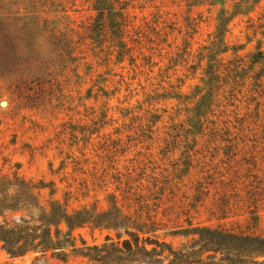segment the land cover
I'll return each instance as SVG.
<instances>
[{"label":"rangeland","instance_id":"rangeland-1","mask_svg":"<svg viewBox=\"0 0 264 264\" xmlns=\"http://www.w3.org/2000/svg\"><path fill=\"white\" fill-rule=\"evenodd\" d=\"M45 1L4 0L0 18H8L15 26L14 35L16 19H20L21 23L40 27L48 20L47 29L76 37L83 35L96 16L90 0H65L53 7ZM240 2L246 0H128L127 13L135 27L153 40L161 35L156 44L145 43V54L152 57V65L144 66L138 60L135 66L128 59L120 64L113 58L108 69L104 63L98 64L96 46L88 41L89 51L83 47L88 51L86 61H66L60 66L50 52L51 77L46 79L51 83L33 96V102L18 98L7 79L0 76V179L36 185L40 188L36 191L38 202L47 208L57 201L69 211L87 208L102 212L111 207V196L126 214L131 207L129 213L133 215L135 210L140 211L137 201H122V193L130 184L131 192L137 194L134 198L148 199L154 179L176 178L174 172L180 173L182 161L191 155L195 158L187 174H180L158 195V201H149L150 215L158 214L154 234L144 236L130 230L127 235L122 228L92 225L72 231L63 223L66 263L52 258L54 252L45 257L29 254L16 258L0 248V264H115L109 260L90 262L80 253H88L85 248L138 238L149 250L155 248V241L179 250L198 240L197 233L203 228L247 226L251 217L247 207L232 211L226 220H218L215 208L223 191L232 196V204L241 202L238 206H243L247 200L245 185L255 178L264 180V88L252 91L255 81L249 78L233 97L227 84L233 76L225 78L221 89L222 83L206 87L209 59L204 50L215 41L221 13L226 11V17H232L235 4ZM253 2L243 5L245 14L233 18L228 26L226 43L230 51L219 57L225 59L222 71L234 68L236 56L249 65L252 56L264 52V38L255 36L251 27L264 24V0ZM192 24H196L193 30ZM234 47L241 48L236 56L231 51ZM89 65L92 73L87 70ZM254 71L264 76V60ZM101 88L107 96L99 91ZM179 93L181 99L175 98ZM201 103L205 105L195 116ZM102 114L107 118L100 122ZM82 128L94 134L88 133L82 140ZM218 131L226 134L216 136ZM251 157L257 158L255 164L250 162ZM200 181L204 183V195L194 202ZM258 210L259 230L264 232V206ZM4 221H16V214L0 217V223ZM55 230L53 227V234ZM216 257L211 264L227 258L221 254ZM228 258L231 261L222 264H239L236 255L229 254Z\"/></svg>","mask_w":264,"mask_h":264},{"label":"trees","instance_id":"trees-1","mask_svg":"<svg viewBox=\"0 0 264 264\" xmlns=\"http://www.w3.org/2000/svg\"><path fill=\"white\" fill-rule=\"evenodd\" d=\"M3 1L0 0V9L4 7ZM42 1L39 0V3ZM64 1L46 0L45 3H50L53 7L56 2ZM33 2L36 4L38 0H32ZM90 2L96 16L90 19L83 35L77 34L76 37L54 29H47L48 20H45L44 25L40 27L21 23L20 19H16V35H14L12 28H15V26L9 24L8 18H0V76L7 79L9 89H12L18 98L33 102V96H36L38 92H43L46 83H51L46 79V77H51V74H48L51 67V65H48L50 52L56 55V60L60 63V66L66 61L72 63L79 60L86 61L88 59L86 52L89 51V47L85 42L88 41L91 42L90 45L96 46L97 52H94V54L98 64L100 61L108 69L113 58L120 64L128 59L131 65H135L138 60H142L144 66L152 65V57L145 54V48L147 47L145 43L156 44L161 35L158 34L157 39L153 40L135 27L127 13L128 0H90ZM249 2L250 0H246V2L235 4V12L230 18L226 17V11L221 13L214 36L215 41L210 47L204 48L208 51L206 57L209 59L205 72L206 78H208L206 87L213 88L215 83L218 85L222 83L219 85L221 89L225 87V78L230 79L233 76L230 83H227L231 85L229 92L233 93L231 94L233 97L238 87L243 88L247 85L249 78L255 81L252 84L254 87L252 91L257 92L258 89L264 88V81H261L264 76L254 71L255 67L264 60V52L262 51L252 56V61L247 65L243 58L236 56L241 48L234 47L231 51L236 56V59L233 60L236 65L233 69L226 67L223 71L221 70L225 59L219 57L230 51L226 43L228 26L233 18L245 14V12H242V7L248 5ZM259 2L260 0H254L253 4ZM195 26L196 24H192L190 27L193 30ZM251 27L255 36L261 35L264 38V24H253ZM164 36L168 35L165 34ZM83 47H88V51H84ZM189 47L190 45L186 48L189 49ZM136 54L138 55L136 56ZM204 59L205 57L201 61H204ZM92 69L90 65L87 66L89 73H92ZM249 73L254 75L249 76ZM101 77L102 75H98V78ZM97 82L100 83V79ZM99 91L107 96L103 88ZM211 96L210 94L209 97ZM175 98L181 99L180 93ZM202 100L205 101L206 96ZM204 105V103H201L196 106L195 116L196 111L197 116L200 115V109ZM106 118L107 115L102 114L100 122H103V119ZM81 131L82 140H86L88 133L91 136L94 134L88 128H82ZM224 133L226 134V132ZM214 134L216 136L223 135L219 131ZM249 160L255 164L257 158L251 157ZM193 162H195V158L192 155L187 156L186 160L182 161L181 166L183 168L180 173L174 172L176 178L178 179L180 174H187ZM261 175L264 178V174ZM250 177L254 176L251 175ZM176 178L165 177L161 181L154 179L153 190H149L151 194L147 196L148 199L134 198L137 194L131 192L133 187L128 183L127 186H129L122 193V201H137L140 211L135 210L133 215L129 213L131 207H127L126 214L123 206H119L118 200L111 196L109 198L111 207L102 212L90 211L87 208L69 211L67 206H63L57 201L52 202L47 208L38 202L36 191L40 188L36 185L20 180L12 183L8 178H2L0 179V217L13 213L16 214V221L0 223V248L16 258L29 254L45 257L48 253L54 252L52 258H57L66 263L61 238L63 223L72 231L86 225H92L95 228L103 227L114 230L122 228L127 235H130V230H135L138 234L144 236L154 234L156 232L155 227L158 225V214L150 215V205L148 203L149 201H158V195H162L167 187L172 186ZM256 179L252 184H246L244 187L247 200L243 201V206H238L241 202L232 204V196L223 191L220 203H217L215 208L216 213L219 215L218 220H226L230 218L228 214L232 211L247 207L251 217L245 228L241 225L230 228L226 226H218L215 229L203 228L197 233L199 235L198 240H193L191 244L183 246L179 250H174L169 244L158 241L153 242L156 246L149 250L144 242L142 244L141 239L138 238L134 242L125 240L123 243H111L101 248H85L88 253L82 252L80 255L95 263L109 260L115 264H211V261L217 260L216 255L221 254L223 257L227 256V258L221 259L219 263L215 264H222L224 261L230 260L228 258L230 254L231 256L236 255L239 264H264V232L259 230L260 217L258 215L259 206H264V188L261 187V185H264V180L256 181ZM203 185L204 183L201 181L197 183L193 195L194 202H199L204 195ZM210 185L212 186V184ZM234 189H237V187L233 186ZM235 196L237 195L235 194ZM144 212H146L145 219L143 218ZM53 227L56 229L55 234L52 232ZM70 236V234L66 235L69 239ZM108 241H111V239H108Z\"/></svg>","mask_w":264,"mask_h":264}]
</instances>
